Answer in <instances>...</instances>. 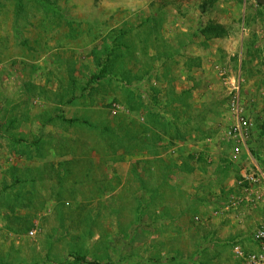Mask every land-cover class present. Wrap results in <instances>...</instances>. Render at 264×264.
Here are the masks:
<instances>
[{"label": "rangeland", "instance_id": "rangeland-1", "mask_svg": "<svg viewBox=\"0 0 264 264\" xmlns=\"http://www.w3.org/2000/svg\"><path fill=\"white\" fill-rule=\"evenodd\" d=\"M235 97L264 165L257 0H0V264H241Z\"/></svg>", "mask_w": 264, "mask_h": 264}, {"label": "built area", "instance_id": "built-area-1", "mask_svg": "<svg viewBox=\"0 0 264 264\" xmlns=\"http://www.w3.org/2000/svg\"><path fill=\"white\" fill-rule=\"evenodd\" d=\"M231 111L234 119L228 128L227 137L233 143L232 160L240 161L246 153L249 162L245 163L241 173L242 179L238 183L245 196L231 199L226 206V211H238L241 204H244L255 217L251 223V244L247 245L248 250L236 243L233 245V253L241 264H264V165L257 162L248 148L253 123L246 116L238 97L233 99ZM244 211L241 212V216L248 217L249 214ZM31 235H34V232Z\"/></svg>", "mask_w": 264, "mask_h": 264}, {"label": "trees", "instance_id": "trees-1", "mask_svg": "<svg viewBox=\"0 0 264 264\" xmlns=\"http://www.w3.org/2000/svg\"><path fill=\"white\" fill-rule=\"evenodd\" d=\"M217 31H223V28L219 25H212V26H208L205 30V33H217ZM107 76V68L106 66H104L100 72L96 75H93L91 78V82H96L102 78H105Z\"/></svg>", "mask_w": 264, "mask_h": 264}, {"label": "crops", "instance_id": "crops-1", "mask_svg": "<svg viewBox=\"0 0 264 264\" xmlns=\"http://www.w3.org/2000/svg\"><path fill=\"white\" fill-rule=\"evenodd\" d=\"M251 154H252V153H251ZM252 155H253V154H252ZM243 156H244V158H243V159L249 162V159H248V157H247L246 153H244V155H243ZM253 157H254V156H253ZM254 158H255V157H254ZM255 159H256V158H255ZM242 168H243V167H242ZM241 173H242V171H241Z\"/></svg>", "mask_w": 264, "mask_h": 264}, {"label": "water", "instance_id": "water-1", "mask_svg": "<svg viewBox=\"0 0 264 264\" xmlns=\"http://www.w3.org/2000/svg\"><path fill=\"white\" fill-rule=\"evenodd\" d=\"M258 3H259L260 5H264V0H258Z\"/></svg>", "mask_w": 264, "mask_h": 264}]
</instances>
